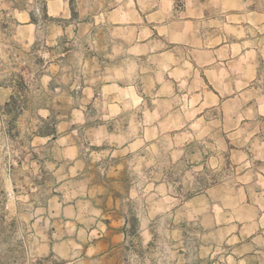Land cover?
<instances>
[{
  "label": "rangeland",
  "instance_id": "374dc122",
  "mask_svg": "<svg viewBox=\"0 0 264 264\" xmlns=\"http://www.w3.org/2000/svg\"><path fill=\"white\" fill-rule=\"evenodd\" d=\"M71 2L0 0V264H264V0Z\"/></svg>",
  "mask_w": 264,
  "mask_h": 264
},
{
  "label": "crops",
  "instance_id": "0c3cea01",
  "mask_svg": "<svg viewBox=\"0 0 264 264\" xmlns=\"http://www.w3.org/2000/svg\"><path fill=\"white\" fill-rule=\"evenodd\" d=\"M186 16H189V17H192V19H194V20H190V21H188V20H184V21H180V22H178V23H171V24H169L168 25V27H167V29H166V36H165V39L168 41V42H170V43H179L180 41H183V40H177V41H174V40H172V39H170V36L171 35H169L170 33H172V32H174V33H176L177 34V32H175L176 30H173V29H171L172 27H175V28H179V27H181V26H183V25H185V24H187L188 22H191V23H194V22H196V20L195 19H198L197 17V15L196 14H185ZM229 15H235V14H226V16H229ZM159 28V27H158ZM168 32H169V34H168ZM178 33H180V34H183V32L181 31V32H178ZM236 47H238V52H234V49L236 48ZM242 50H243V48H242V46L240 45V43L239 42H237V41H233V42H231V43H229V44H220V45H218L217 47H208V49H206V50H203V51H201L200 53H204V55L206 56V58H209L210 60L209 61H205V63L204 64H202V65H209V64H211L212 62V60H214V61H216V54L218 53V52H224L226 55V58H230V57H236V55L237 54H241L242 53ZM168 53H171L172 54V52L171 51H169V49H168ZM225 58V57H224ZM170 68H172V67H170ZM255 75H256V72L253 74V77H255ZM253 78H252V76L248 79V81H251ZM243 93H246L247 92V89H244L243 91H242ZM241 92V93H242ZM215 96H216V101L215 102H213V103H211L209 106H207V107H214V106H217V105H223V103H224V100L222 99V98H220V95L219 94H217V93H213ZM232 94H234V96L237 98V96H238V94H240V92L237 94L236 93V91H234L233 90V92H232ZM232 94H230V96H229V98H233L232 97ZM261 105H259V104H256V105H252V106H247L246 107V110L245 111H243V113H244V115H242L241 116V118H242V121L243 122H245V120H251V119H255L257 116H259V115H264V106H263V108L261 109ZM239 124H242L241 122L239 123ZM238 124V125H239ZM238 125L237 126H235L231 131H230V133H232V132H234L237 128H238Z\"/></svg>",
  "mask_w": 264,
  "mask_h": 264
},
{
  "label": "trees",
  "instance_id": "16d2710c",
  "mask_svg": "<svg viewBox=\"0 0 264 264\" xmlns=\"http://www.w3.org/2000/svg\"><path fill=\"white\" fill-rule=\"evenodd\" d=\"M72 0H70V5L72 4L71 2ZM76 12H74L72 10V17L75 16ZM44 18L48 19V20H55L54 17L52 16H48L47 14H43ZM34 18H33V15L30 14V22H34ZM37 43L35 42L33 46H35ZM19 78V81L17 83V87L16 88H23L24 85H23V79L21 76H18ZM17 91V89H16ZM28 98H26V96H23L21 98H19V96H17V92H14L9 100L5 103V107L6 109L9 111V109H12L13 106H17V105H20L21 107H24V106H27V103H28ZM41 125L39 126L38 130L35 131L36 134L38 135H41V136H50L51 139H55L58 135V132H57V128L55 126V122L52 120L51 122L50 121H47L46 119H43L41 118Z\"/></svg>",
  "mask_w": 264,
  "mask_h": 264
},
{
  "label": "bare ground",
  "instance_id": "6f19581e",
  "mask_svg": "<svg viewBox=\"0 0 264 264\" xmlns=\"http://www.w3.org/2000/svg\"><path fill=\"white\" fill-rule=\"evenodd\" d=\"M50 1V0H49Z\"/></svg>",
  "mask_w": 264,
  "mask_h": 264
}]
</instances>
